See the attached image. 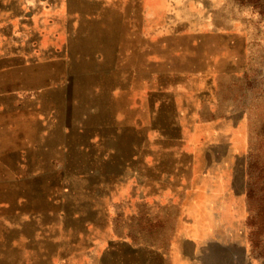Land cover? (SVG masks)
Wrapping results in <instances>:
<instances>
[{"label": "rangeland", "instance_id": "rangeland-1", "mask_svg": "<svg viewBox=\"0 0 264 264\" xmlns=\"http://www.w3.org/2000/svg\"><path fill=\"white\" fill-rule=\"evenodd\" d=\"M0 8V264L263 258L245 190L264 162V0Z\"/></svg>", "mask_w": 264, "mask_h": 264}, {"label": "trees", "instance_id": "trees-1", "mask_svg": "<svg viewBox=\"0 0 264 264\" xmlns=\"http://www.w3.org/2000/svg\"><path fill=\"white\" fill-rule=\"evenodd\" d=\"M246 199L250 205L247 219L251 228L248 242L252 254L264 258V162L250 160Z\"/></svg>", "mask_w": 264, "mask_h": 264}, {"label": "crops", "instance_id": "crops-1", "mask_svg": "<svg viewBox=\"0 0 264 264\" xmlns=\"http://www.w3.org/2000/svg\"><path fill=\"white\" fill-rule=\"evenodd\" d=\"M0 10H2V8H0ZM209 167L207 166L205 169L203 170H208ZM212 169V168H210ZM191 181H188V183L186 184L187 186L190 187V184L191 186H197L198 185V182L193 179V183H191ZM219 183L220 181H218V179H214L210 184H207L209 188H206L205 189V194L208 193L210 195L211 191L213 190L214 187H217L219 186ZM236 183H235V179L231 180L228 184L225 185V187L223 188V191L214 195V197L212 198H207V202H218L220 201L223 197H226V196H231V195H236V187H235ZM245 198H246V190H245ZM216 216V215H215ZM188 226L193 230V232H196L197 229V225H195L194 223H189ZM192 232V233H193ZM212 233H216V229H213V231H211ZM196 235V234H195ZM194 234H190L188 233L184 238H183V241L185 243H189L191 245H194L195 247L198 246V242H199V238H197V236H195ZM214 237L212 238V241H214ZM248 242V241H247ZM248 246H249V250H250V245H249V242H248ZM251 256H254L252 254V252L250 251L249 253ZM254 257H257V256H254ZM188 260H190V257H188ZM248 264H264V258H258V261H256V263H248Z\"/></svg>", "mask_w": 264, "mask_h": 264}, {"label": "water", "instance_id": "water-1", "mask_svg": "<svg viewBox=\"0 0 264 264\" xmlns=\"http://www.w3.org/2000/svg\"><path fill=\"white\" fill-rule=\"evenodd\" d=\"M1 208H0V230H1V233L2 232H6L8 231L9 229H11V225H7L4 223V220L2 219V215H1Z\"/></svg>", "mask_w": 264, "mask_h": 264}]
</instances>
